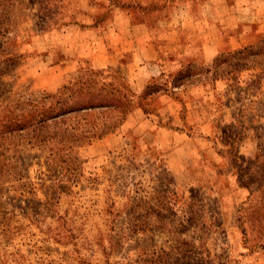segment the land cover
<instances>
[{"label": "rangeland", "instance_id": "obj_1", "mask_svg": "<svg viewBox=\"0 0 264 264\" xmlns=\"http://www.w3.org/2000/svg\"><path fill=\"white\" fill-rule=\"evenodd\" d=\"M38 1L0 37V264H264V0ZM69 82L130 111L30 118Z\"/></svg>", "mask_w": 264, "mask_h": 264}, {"label": "trees", "instance_id": "obj_2", "mask_svg": "<svg viewBox=\"0 0 264 264\" xmlns=\"http://www.w3.org/2000/svg\"><path fill=\"white\" fill-rule=\"evenodd\" d=\"M14 0H0V37H7V33L12 29L13 23L15 22V15H13L14 10L11 9L12 4ZM53 0H39V10L40 11H45L43 13L44 17L43 20L47 18L46 11L49 6H51ZM5 44V46H4ZM12 55V56H10ZM20 55H17L16 52L14 51L10 40L7 41H1L0 39V84L2 81V69L8 66L13 65L15 62V57H18ZM190 64H187L186 66L177 69L176 71H173L172 73L168 74L173 76V81L171 82L172 85H178V79L183 78L184 76H188V71L190 69ZM77 82H69L68 85H63L59 89V94H58V100H56L55 107L54 109H50V106L46 107L45 109V104H37L35 105V109L29 110L27 113L32 118L34 114L37 112L36 109L38 107L41 108V111L38 114H41L39 117L36 118V121H44L49 118V116L52 117H57V116H63V115H71L83 110L87 109H95L96 107H103V106H109L112 105L113 109H121L122 117L125 114V111H130V108L128 107H123L121 105H118L119 100V90L117 87L114 88L113 92H111V97L113 99V102H104L101 99H99V95L97 94L96 90H87L84 89V86L82 85H77ZM148 88H145V94L148 92ZM66 91L70 92L69 95L65 96ZM75 95L77 97H75ZM70 102H67V99L70 98ZM127 106V105H126ZM50 109V113L49 110ZM54 114V115H52ZM19 120V118L14 117L11 119ZM33 119V118H32ZM20 120L16 123H10V125H13L15 129H23L24 125L18 124ZM113 131V128L110 129Z\"/></svg>", "mask_w": 264, "mask_h": 264}, {"label": "crops", "instance_id": "obj_3", "mask_svg": "<svg viewBox=\"0 0 264 264\" xmlns=\"http://www.w3.org/2000/svg\"><path fill=\"white\" fill-rule=\"evenodd\" d=\"M134 29H133V32H135V33H133V37H138V35H139V33H137V31L140 29V27H133ZM142 38V37H141ZM140 38V39H141ZM144 38V37H143ZM146 38V37H145ZM150 45H151V41H150ZM150 76V75H149Z\"/></svg>", "mask_w": 264, "mask_h": 264}]
</instances>
